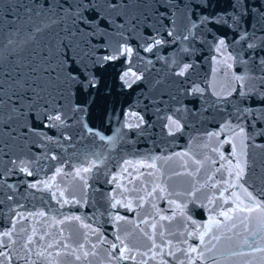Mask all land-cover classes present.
<instances>
[{
    "label": "snow or ice",
    "instance_id": "1",
    "mask_svg": "<svg viewBox=\"0 0 264 264\" xmlns=\"http://www.w3.org/2000/svg\"><path fill=\"white\" fill-rule=\"evenodd\" d=\"M177 41L170 58L159 56L161 48ZM198 42L210 45L217 64L243 69L233 74L238 87L230 83L224 90H213L214 99L204 101L205 111L213 108L225 114L218 129L204 133L203 146L215 140L211 151L218 153L219 160L185 151L144 156L137 163L146 172L122 166L127 184L118 183L116 175L107 181L115 187L100 212L112 222L114 236L105 233L99 222L85 223L78 214L50 209L55 216L47 217L45 211L28 210L19 202V188L25 186V191L49 193L61 208L87 205L92 186L84 174L92 172L103 153H91L96 162L76 168L75 177L84 185L77 199L57 182L68 161L51 146H60V136L71 142L73 135L65 129L72 126L81 140L114 142L119 129L106 136L90 126L97 108L101 123L110 122L106 108L98 103L102 87H107L103 78L108 69L119 62L121 90L132 89L146 79L149 66L155 67L154 57L163 59L169 76L181 78L173 83L187 84L195 65L181 52L194 50ZM225 52L232 63L219 59ZM181 91L195 104L207 90L193 83ZM153 102L160 103L155 97ZM155 113L157 120L165 121L162 128L169 136L184 130L175 113L165 115L159 107ZM124 121L125 127L138 129L141 135L153 127L132 108ZM52 130L60 131L49 134ZM226 144L232 149L228 153L222 151ZM185 157L196 165L194 172ZM174 159L181 161L182 170L165 168ZM209 160L218 165L214 171ZM42 161H57L49 165L52 176L27 179L39 176ZM131 163L123 161V165ZM202 169L211 174L201 182L197 174ZM181 176L192 180L189 187L177 190L169 181ZM12 177L17 179L10 182ZM132 192L137 193L134 198L124 195ZM197 193L207 202L198 205L207 213L206 221L194 219L189 208V204L197 206ZM156 200L166 201L169 208L158 209ZM146 205L158 210L150 212ZM86 219L93 221L94 216ZM73 222L82 233L65 235L64 226ZM126 224L132 229L122 228ZM261 241L264 0H0V264H264Z\"/></svg>",
    "mask_w": 264,
    "mask_h": 264
},
{
    "label": "water",
    "instance_id": "2",
    "mask_svg": "<svg viewBox=\"0 0 264 264\" xmlns=\"http://www.w3.org/2000/svg\"><path fill=\"white\" fill-rule=\"evenodd\" d=\"M229 41L233 39L230 33L228 38ZM185 44L188 42L185 41ZM179 45L177 44L167 45L160 49V57H171L172 52ZM143 55H150L148 53H143V49H140ZM217 55L215 51L211 50L210 45L198 42L194 48L187 53L181 52V57L187 59L189 62L195 65L194 70L191 72V78L187 84H176L173 83L175 80L181 78L169 76L168 68L165 65L163 59L155 60V67L149 66L148 71H146V79L142 82H138L134 85L132 89L121 90L117 74L121 71L119 62L115 67H110L108 71L104 74L103 83L107 85L106 88L102 87L100 96L98 97V103L106 108L108 116L110 117V122L105 119L103 123L99 119L100 109L95 110V114L90 120V126H94L106 136H114L117 134L119 129L118 139L114 142L105 144L96 138L94 141L91 137H87L83 140L79 138V130L75 127H69L65 131L73 135V140H64L62 136L59 137L60 146H51L59 155L67 160L68 163L62 165L64 172L57 176V182L60 188L66 189L67 193H75L76 198L79 199L83 195V181L75 177V171L77 167L83 168L86 165L95 163V158L91 155L93 152L103 153L97 166L92 169L91 173H85L84 175L88 177V182L92 186L88 192L90 197V202L87 205H65L63 208L60 207L56 201L52 200L51 196L47 192H40L32 190L25 191V186H20L19 192L21 196L18 197L20 203H24L28 210L35 211H45L47 217H54L55 214L49 211L50 209H56L59 213L63 214H78L84 220L85 223H97L102 225V230L114 236L113 225L107 216H100V212L104 211L107 207L106 196L115 187L113 184L107 183L113 175L118 177V183L127 184V175H121L122 166L128 167L130 170L138 169L139 171H148L147 169L141 168L138 161H142L144 156H167L174 153H183L189 151L190 155L199 153L200 158L203 159L204 155L215 158L219 160V155L216 152L211 151L212 144L216 141L213 140L209 142V147L205 148L203 146L204 142L207 141V137L204 135L206 132H210L219 128V124L223 115L222 112H217L213 108H208L207 111L204 110L205 99H214L211 96L213 90L221 91L226 89L231 83L233 86H237V82L233 81L234 73H241L243 71L242 67L239 65H233L231 69L224 67L223 63L217 64L212 60V57ZM228 53L225 52L221 54L219 59L221 61H227ZM227 63H232V61H227ZM143 67V65H139ZM214 69H219L215 71ZM159 79L160 83L156 85V80ZM206 89L205 97L197 98L195 104L190 103L193 100L192 96L183 95L181 88H190L192 84ZM109 90L110 93L109 94ZM175 96L176 99H171ZM153 97L156 101L160 103L153 102ZM139 99V103L137 102ZM147 105V108L145 107ZM185 106L187 111H185ZM159 107L163 110V114L171 115L175 113V116L179 118V121L184 125V130L178 132L175 136H169L167 129L162 128V124L165 121L157 120L155 109ZM129 108L137 111L144 115V118L153 125L151 128H147L143 135L140 134L138 129H128L125 127L124 116L128 113ZM179 108L180 111L177 112L176 109ZM115 113V114H113ZM119 117V119H117ZM134 119V118H133ZM146 127V126H145ZM60 130H52V132L59 133ZM223 139V136L221 137ZM232 149L229 145H224L222 151L225 153L230 152ZM40 149H34V152H39ZM251 151V150H250ZM189 164V170L194 172L196 165H193L191 160L187 157L184 158ZM131 161V165H123V161ZM160 163V162H158ZM181 161L174 159L170 161L165 168H176L179 169ZM43 171L39 173V176L29 177L27 179H44L45 174L48 177L52 176L54 171L49 165L57 164V161H42ZM211 170L214 171L218 166L217 164H211V160L208 162ZM211 172L202 171L197 174L199 179L203 180L205 175H210ZM17 177H12L11 181H15ZM19 179H25L23 176H19ZM144 179H150L144 177ZM192 177L181 176L174 177L169 183H174L177 190H182L190 185ZM137 185H139V180H137ZM129 188L132 185H127ZM66 193V194H67ZM142 194V192L140 193ZM124 195L129 196V198H134L137 193H124ZM227 195V193H225ZM200 200L197 201V206L189 204V208L192 210V216L197 220L208 219L207 213L203 208L199 207L200 201L207 203L204 200L202 193H197ZM117 198H120L117 196ZM191 199V197L187 198ZM179 202V200H178ZM156 205L158 209H168L169 205L166 201L156 200ZM146 208L150 212H155L158 209L151 208L150 205H146ZM124 215L130 217L133 216L132 213L124 212ZM165 214H171L166 212ZM145 215L141 211V216ZM94 216L93 221L86 219L87 217ZM62 218V217H58ZM37 219H41L37 217ZM133 219H136L133 217ZM31 220V218H30ZM107 221V222H105ZM47 223H51V219H48ZM27 226V225H25ZM131 224L122 225V228L131 230ZM141 227H144L141 225ZM65 235L69 234V231L75 236L82 233L80 225L76 222L71 224H66ZM137 235H139L137 233ZM264 243V241H261ZM239 259V258H236ZM98 264V261H97ZM228 264V262H225ZM234 264V262H233Z\"/></svg>",
    "mask_w": 264,
    "mask_h": 264
}]
</instances>
